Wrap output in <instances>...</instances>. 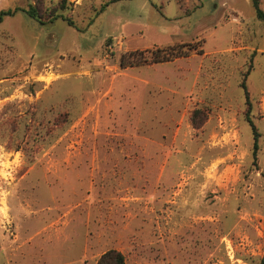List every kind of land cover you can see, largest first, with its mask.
I'll return each mask as SVG.
<instances>
[{
	"label": "rangeland",
	"instance_id": "obj_1",
	"mask_svg": "<svg viewBox=\"0 0 264 264\" xmlns=\"http://www.w3.org/2000/svg\"><path fill=\"white\" fill-rule=\"evenodd\" d=\"M30 6L44 23H0V264H97L110 249L125 264H258L252 0H0ZM180 44L197 50L121 64Z\"/></svg>",
	"mask_w": 264,
	"mask_h": 264
},
{
	"label": "trees",
	"instance_id": "obj_2",
	"mask_svg": "<svg viewBox=\"0 0 264 264\" xmlns=\"http://www.w3.org/2000/svg\"><path fill=\"white\" fill-rule=\"evenodd\" d=\"M261 0H252L256 16L264 20V9L260 6ZM107 4H104L101 7V11H103ZM66 8L65 5H63V8ZM19 11H22L26 13L29 17L36 19L40 21V15L37 11V9L34 6H30L28 9L25 8H9L5 10L0 11V23L4 21V19L8 16H14L16 15ZM63 18L67 20L69 25H74V22L72 19L65 17L62 14H56L54 17H52L51 20H56L57 18ZM41 23H44V21H40ZM193 49L197 50V48H193L189 44H180L176 46H168L166 48H157L155 50L147 51L149 52L148 55L145 54V52H137V51H132L129 53H126L122 55L121 58V64L123 66H132L135 64H138L140 62H147L151 61L152 63H157V62H164V61H170L174 58L180 57V56H187L190 54V52L193 51ZM203 49H198V52H202ZM246 95L248 96V92H245ZM249 123L251 125L253 135H254V147H253V154L255 157L258 155L259 151V133L257 131V128L253 122V120L248 117ZM97 264H125V256L123 255L122 252L116 250V249H110L106 251L102 256L99 258ZM258 264H264V256L260 258Z\"/></svg>",
	"mask_w": 264,
	"mask_h": 264
}]
</instances>
